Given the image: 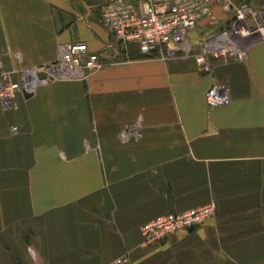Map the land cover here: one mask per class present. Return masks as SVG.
<instances>
[{
	"label": "crops",
	"instance_id": "obj_1",
	"mask_svg": "<svg viewBox=\"0 0 264 264\" xmlns=\"http://www.w3.org/2000/svg\"><path fill=\"white\" fill-rule=\"evenodd\" d=\"M104 4L0 0V72L53 63L71 42L108 63L0 102V264H264V41L203 72L195 56L118 43ZM214 83L228 106L208 107ZM209 203L201 226L144 244L146 223Z\"/></svg>",
	"mask_w": 264,
	"mask_h": 264
},
{
	"label": "built area",
	"instance_id": "obj_2",
	"mask_svg": "<svg viewBox=\"0 0 264 264\" xmlns=\"http://www.w3.org/2000/svg\"><path fill=\"white\" fill-rule=\"evenodd\" d=\"M105 0L100 11L102 25L118 43L136 44L143 56H195L203 72H211V59L244 61L250 48L264 41V6L250 0ZM221 8L223 18L216 14ZM193 34L194 36H191ZM19 61L22 56H15ZM107 55L90 51L86 42L60 45L59 59L39 67L0 72V102L14 106L19 93L35 94L40 86L56 81L80 80L108 65ZM228 87L214 83L206 93L209 108L231 103ZM14 130H17L14 128ZM124 130L123 138H128ZM216 205L209 203L185 212H167L142 227L145 245L164 242L182 230H193L213 216ZM36 259V252L28 248ZM120 258L112 264H128Z\"/></svg>",
	"mask_w": 264,
	"mask_h": 264
}]
</instances>
